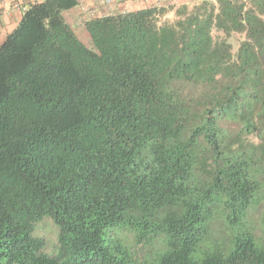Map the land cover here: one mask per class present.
Returning <instances> with one entry per match:
<instances>
[{"label":"trees","instance_id":"obj_1","mask_svg":"<svg viewBox=\"0 0 264 264\" xmlns=\"http://www.w3.org/2000/svg\"><path fill=\"white\" fill-rule=\"evenodd\" d=\"M77 4L0 45V264H264V0L90 16L88 42Z\"/></svg>","mask_w":264,"mask_h":264},{"label":"crops","instance_id":"obj_2","mask_svg":"<svg viewBox=\"0 0 264 264\" xmlns=\"http://www.w3.org/2000/svg\"><path fill=\"white\" fill-rule=\"evenodd\" d=\"M22 6H29L31 3L41 0H19ZM78 4L66 11L64 16L73 29L78 31L86 30L84 21L90 16L104 15L107 6L101 0H77ZM115 12H125L148 6H171L186 2H195L200 0H111ZM81 7L89 10V13ZM22 12L12 8L11 0H0V45L6 35L14 29L21 18Z\"/></svg>","mask_w":264,"mask_h":264},{"label":"rangeland","instance_id":"obj_3","mask_svg":"<svg viewBox=\"0 0 264 264\" xmlns=\"http://www.w3.org/2000/svg\"><path fill=\"white\" fill-rule=\"evenodd\" d=\"M171 6H177V5H171ZM175 17L174 14V10H169L167 11V13L164 15V18L166 19H173ZM78 35L86 42H88V35L87 33L85 34L84 31H78ZM243 38V34H232L229 37V41L232 44V50L233 52L236 51L238 44L240 42V40ZM188 91H190L188 89ZM254 100H255V105H254V116L256 120H259V109L260 107L264 104V87L262 85H259L255 91V95H254ZM239 140L242 142H248V141H256V138L254 135H241L239 136ZM262 210V208H261ZM260 211V210H259ZM259 211L254 213V217L257 218L258 217V213ZM256 220V219H255ZM258 220V219H257ZM34 233L40 237H42L45 241L46 244V250L48 252H52L54 249V246L56 244V233H57V228L55 227V225L53 224V222L51 221V219L49 218H43L37 225L36 228L34 230ZM143 254L146 255V250L144 248V250L142 249Z\"/></svg>","mask_w":264,"mask_h":264},{"label":"built area","instance_id":"obj_4","mask_svg":"<svg viewBox=\"0 0 264 264\" xmlns=\"http://www.w3.org/2000/svg\"><path fill=\"white\" fill-rule=\"evenodd\" d=\"M101 1H102V3H104L107 6V9H106L104 15L116 13L114 8H113L111 0H101ZM11 5H12L13 9L18 10L20 12H24L27 9V6H22L19 0H11ZM81 8L89 13V10H87L86 8H84V7H81Z\"/></svg>","mask_w":264,"mask_h":264}]
</instances>
